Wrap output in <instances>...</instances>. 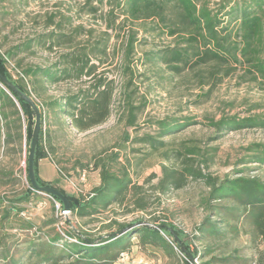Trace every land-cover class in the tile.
Instances as JSON below:
<instances>
[{
  "label": "trees",
  "instance_id": "1",
  "mask_svg": "<svg viewBox=\"0 0 264 264\" xmlns=\"http://www.w3.org/2000/svg\"><path fill=\"white\" fill-rule=\"evenodd\" d=\"M104 5L110 9L109 27L120 17L132 25L123 44L122 66L128 78L120 107L127 127L137 133L141 127L137 124L138 118L147 102L136 104L137 87L131 88L138 77L134 56L137 44L149 42L148 36H139L138 26L146 34L172 38L170 44L145 51L141 63L175 74L197 71L202 84L211 83L200 97H208L225 77L237 72H240V83L252 81L264 87V0H85L84 3L91 13L99 12ZM56 17L57 14H50L47 26L64 29L61 22H55ZM81 28L77 27L71 34L51 30L27 38L6 53L0 50V145L4 151L11 144L21 150L25 139L29 154L36 118L33 108L17 92L7 88L1 78L5 76L32 97L40 110L41 129L34 160L40 185H51L38 174V163L43 159H50L65 178H72L54 159L58 150L54 124L61 130L72 128L81 133L105 123L112 113L113 87L110 80L100 77L86 88L50 95L41 102L37 97L60 82L93 76L97 65L91 63L92 56L106 55L107 43L100 40L90 48L62 53L61 59L51 65L30 64L21 68L19 60L16 68L21 70L17 78L9 70L8 60L36 46L50 49L70 46ZM204 67L207 74L203 73ZM257 107L250 106L245 116L224 113L219 119L209 118L207 125L215 132L209 139H218L232 131L264 129V113L251 114ZM152 123L157 126L154 133L131 136L126 131L113 149L100 152L91 162L80 163L76 180H80L83 172L98 170L99 185L90 189L80 185L74 194L58 188L71 207L67 225L74 220L76 227L64 231L57 228L63 218L60 213L64 204L56 196L50 197L60 207L56 208L54 203L53 212L40 225L27 215L29 204L45 199V194L32 188L29 176L27 188L0 196V264H121L122 254L130 253L134 246L143 252L160 249L172 264H192L189 253L193 259L200 257L201 264L244 260L235 254H213L212 240L239 235L243 224L250 225L257 236H264V180L247 174L248 167L237 168L224 176L205 172L214 154L192 141L180 148L172 147L168 138L198 124L193 117L170 116ZM247 150L249 156L239 160V164L264 165V144L253 143ZM140 152L146 155L161 152L169 161L161 163V175L151 173L143 184L139 183L143 159L137 155ZM154 179H157L155 183ZM197 180L205 183L207 192L200 200L205 215L193 234L188 235L175 224L159 222L153 214L161 205V196ZM9 182L17 183L18 178L13 177ZM136 212H144L149 217L120 219ZM151 225H160V228ZM119 230L125 231L116 234ZM191 241L207 244L201 251L191 250ZM208 255L210 258L203 260Z\"/></svg>",
  "mask_w": 264,
  "mask_h": 264
},
{
  "label": "rangeland",
  "instance_id": "2",
  "mask_svg": "<svg viewBox=\"0 0 264 264\" xmlns=\"http://www.w3.org/2000/svg\"><path fill=\"white\" fill-rule=\"evenodd\" d=\"M27 2L25 0H0V50L3 53L8 52L14 45L29 37L48 33L51 30L71 34L81 26L82 31L70 46H54L53 49L36 46L28 52L9 59L8 68L15 78L18 76V71L27 65H51L61 59L62 53L90 48L100 40L107 43L106 55L101 58L92 56L91 63L97 65L96 73L93 76H84L81 80L60 82L44 92L41 97H37L38 102L50 95L65 94L69 90H77L80 87L86 88L94 84L100 77L110 80L113 87L112 113L105 123L81 133L72 128L61 130L57 124H54L58 147L54 159L58 166L72 178L70 180L65 178L50 159H43L38 163V174L42 181L71 194L77 193V188L80 185L86 189L92 188L99 180V171L89 170L85 180H76L80 163L91 162L94 156L100 152L113 149L122 140L126 131L131 136L147 132L154 133L157 126L152 122L170 116L193 117L199 122L177 132L168 140L174 148H180L183 144L192 141L204 151L213 153L214 157L210 161L209 167L204 169L205 172L224 176L226 173L235 172L237 168L248 167L247 174L258 175L264 180V165L254 162L238 163L239 160L249 156L250 152L247 148L251 144H264V129L232 131L223 137L210 140L209 138L214 136L215 132L207 125L209 118L219 119L224 113L239 116L248 115L247 110L255 104L259 107L253 109L251 114L264 113V87L252 81L240 83V72H237L225 77L220 84L213 88L208 97H200L201 94L208 91L211 83L202 84L197 71L186 70L181 74H175L141 63L145 51L170 44L172 38L146 34L137 25L139 36L149 37L148 43L137 44L134 56V60L137 61L135 72L138 77L134 80L131 88L137 87L136 104L142 101L147 102L145 110L138 118L137 124L141 127L137 133L133 128L127 127L122 107H120L122 91L128 78L122 66L123 44L126 40V32L132 26L131 23L124 22L123 17H120L112 27H109L108 12L110 9L108 5H104L103 9L97 13H91L84 7L85 0H28ZM54 13L57 14L55 22H61L64 29L47 26L48 16ZM19 60H21L22 67L16 68ZM206 71L207 68L204 67L203 73ZM231 103L233 104L231 105ZM8 148V151H4V147L0 145V196L29 186L28 152L25 139L21 150L15 144H11ZM214 148L216 149L214 150ZM142 152H146V150ZM142 152L137 153L138 156L143 157L139 178L141 184L144 183L145 177L151 173L161 175L162 162L169 163L161 152L152 155ZM176 163L180 162L176 161ZM5 172H12V174L6 176ZM13 177L18 178L17 183L9 182ZM5 181L8 183L5 184ZM156 181L157 179H154L153 183ZM206 192L207 187L202 180L190 181L186 187L162 195L161 205L157 207L156 213L153 215L159 222L175 224L191 236L196 226L204 218L205 212L200 205V200ZM44 197L45 199L32 202L28 207L27 215L38 225L53 212L52 206L55 203L49 195L45 194ZM55 205L56 208L60 207L59 203H55ZM60 214H63V218L57 225L60 231L77 226L74 220L70 225H67L70 220L69 212L61 211ZM66 216L69 218L68 221ZM142 216L149 217L144 212H136L120 219L131 221ZM212 241L215 248L213 254H235L244 258L242 261L213 264H262L261 262H264V236H257L248 224L241 226L239 235H229L226 239ZM206 244V242L191 241L190 247L191 250L201 251ZM179 255L182 254L179 253ZM208 258H210L209 255L203 260ZM201 261L200 257H196L191 263L201 264ZM172 262L160 249L143 252L139 247L134 246L132 254L129 253L121 264H172Z\"/></svg>",
  "mask_w": 264,
  "mask_h": 264
},
{
  "label": "water",
  "instance_id": "3",
  "mask_svg": "<svg viewBox=\"0 0 264 264\" xmlns=\"http://www.w3.org/2000/svg\"><path fill=\"white\" fill-rule=\"evenodd\" d=\"M3 82L7 86V88H10L17 92L34 110L36 118H35V125L33 128L31 143H30V151L28 154V176L31 183V186L34 190L37 192L49 195L54 198V196L59 197L64 204L63 211L64 212H70L71 207L67 200L66 195L58 188L50 185H40L37 182L36 174H35V168H34V160H35V152L36 147L39 139L40 129H41V114L38 105L36 104L35 100L26 95L24 92L20 91L9 79H7L5 76H1ZM8 90V89H7ZM67 221L69 220L68 216H66ZM151 227L154 228H160V225H151ZM125 230H119L116 234H122ZM189 258L192 261L193 256L191 253H189Z\"/></svg>",
  "mask_w": 264,
  "mask_h": 264
},
{
  "label": "built area",
  "instance_id": "4",
  "mask_svg": "<svg viewBox=\"0 0 264 264\" xmlns=\"http://www.w3.org/2000/svg\"><path fill=\"white\" fill-rule=\"evenodd\" d=\"M86 176H87L86 172H83L82 175H81V177H80V180L81 181L85 180L86 179ZM77 190H78V188H77ZM128 254H129L128 252L122 254V258L120 259V262H123L125 260L126 256H128Z\"/></svg>",
  "mask_w": 264,
  "mask_h": 264
},
{
  "label": "crops",
  "instance_id": "5",
  "mask_svg": "<svg viewBox=\"0 0 264 264\" xmlns=\"http://www.w3.org/2000/svg\"><path fill=\"white\" fill-rule=\"evenodd\" d=\"M99 183H100V177H99V180H98V182L96 183V185H99ZM95 185V186H96ZM94 187V186H93ZM134 248V247H133ZM132 251H133V249H132ZM132 251L130 252V254H132Z\"/></svg>",
  "mask_w": 264,
  "mask_h": 264
}]
</instances>
